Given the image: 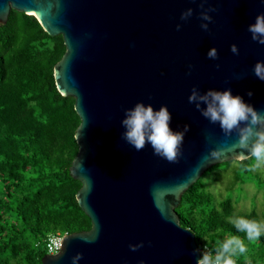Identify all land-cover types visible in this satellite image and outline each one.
Listing matches in <instances>:
<instances>
[{"label":"water","instance_id":"1","mask_svg":"<svg viewBox=\"0 0 264 264\" xmlns=\"http://www.w3.org/2000/svg\"><path fill=\"white\" fill-rule=\"evenodd\" d=\"M199 3L0 0L1 24L14 9L33 15L48 35L62 36L65 51L53 66L54 83L61 95L74 98L80 119L69 174L81 183L75 200L91 226L64 234L60 251L43 255L41 264H71L76 253L83 255L79 264H196L193 250L199 247L181 226L176 207L208 168L237 160L240 150L220 159L209 156L236 135L226 140L218 124L201 116L188 102L191 89L230 87L264 112V82L253 73L254 64L264 61V45L247 30L264 13V0H208L217 9L210 13L209 32L200 28ZM189 7L193 16L181 21ZM233 43L239 55L230 51ZM211 47L219 59L207 57ZM138 101L157 109L167 105L173 130L190 126L176 162L154 155L149 145L136 151L122 139L123 110ZM141 241L143 247L129 249Z\"/></svg>","mask_w":264,"mask_h":264},{"label":"trees","instance_id":"2","mask_svg":"<svg viewBox=\"0 0 264 264\" xmlns=\"http://www.w3.org/2000/svg\"><path fill=\"white\" fill-rule=\"evenodd\" d=\"M64 51L62 36L48 35L33 15L10 9L7 21L0 23V264H41L45 249L35 250V243L45 244L49 233L91 226L75 200L81 183L69 174L80 119L74 98L61 95L53 78V66ZM230 164L237 167L235 177H255L264 191L252 158L207 171ZM203 177L176 207L181 226L194 234L199 248L211 250L217 239L236 234L229 223L233 215L264 220L254 209L239 211L230 196L208 191ZM246 246L237 264H264V236Z\"/></svg>","mask_w":264,"mask_h":264},{"label":"clouds","instance_id":"3","mask_svg":"<svg viewBox=\"0 0 264 264\" xmlns=\"http://www.w3.org/2000/svg\"><path fill=\"white\" fill-rule=\"evenodd\" d=\"M206 4L208 0H200L197 5L200 9L198 18L201 21L200 28L209 32V24L213 21L210 13L217 9L211 4L205 7ZM193 13L194 10L191 7L183 10L180 20L188 21ZM181 26L177 23L176 30L179 31ZM247 30L251 33L253 41L264 45V13L258 14L254 23L248 25ZM230 51L234 55H239V49L235 43L230 45ZM206 55L211 60L219 59L218 50L215 47H211ZM188 67V74H191L192 65ZM216 67L219 68L220 65L217 64ZM253 73L256 78L264 82V61L258 60L254 64ZM246 95L251 98L253 92L249 90ZM188 102L193 104L210 124H218L226 140L231 139L234 133L236 135V140L231 144L212 149L209 152L211 158L220 159L226 152L236 153L239 149L238 154H235L237 161L252 158L255 161L252 170H264V112L245 101L240 94H233L230 87L223 90L209 88L202 92L199 87L193 86ZM123 111L121 126L124 131L121 137L127 144L134 147L136 151L149 145L154 155L168 162H176L181 154L185 135L190 130L189 125L185 124L182 130H173L170 127L172 114L167 105H161L157 109L151 103L145 104L143 101H138L133 107L125 108ZM229 223L236 234H228L222 239H217L211 250L204 247L194 249L193 254L198 255L196 264H237L238 258L247 252L246 241L253 242L264 236V220L250 219L245 215H233ZM50 234H57V232ZM58 234L63 238L66 232ZM94 240L95 237L86 242L91 243ZM148 243L150 245L151 241ZM143 246L144 241H141L137 244H129L128 247L131 251H136ZM58 251L49 252L46 246V254H54ZM82 257V253H76L71 258V264H79ZM138 264H145V261L140 260Z\"/></svg>","mask_w":264,"mask_h":264},{"label":"rangeland","instance_id":"4","mask_svg":"<svg viewBox=\"0 0 264 264\" xmlns=\"http://www.w3.org/2000/svg\"><path fill=\"white\" fill-rule=\"evenodd\" d=\"M234 165L216 166L212 168V173L206 170L202 178L206 189L221 197L230 196L236 201L239 211L249 212L254 209L260 216H264V191L261 185H258L255 177H235L237 167ZM260 175L264 178V170H261ZM32 243H35V239H32ZM33 246L35 250L43 252L45 249V254L47 253L45 244L35 243Z\"/></svg>","mask_w":264,"mask_h":264},{"label":"built area","instance_id":"5","mask_svg":"<svg viewBox=\"0 0 264 264\" xmlns=\"http://www.w3.org/2000/svg\"><path fill=\"white\" fill-rule=\"evenodd\" d=\"M62 236L57 234H50L46 238V246L49 252H56L62 245Z\"/></svg>","mask_w":264,"mask_h":264}]
</instances>
